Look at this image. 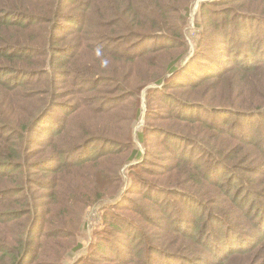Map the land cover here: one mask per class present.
<instances>
[{"label": "trees", "instance_id": "1", "mask_svg": "<svg viewBox=\"0 0 264 264\" xmlns=\"http://www.w3.org/2000/svg\"><path fill=\"white\" fill-rule=\"evenodd\" d=\"M37 1L45 2V0H0V264H45L49 259L50 250L55 248L62 238L67 241L69 237L78 232L84 220V209L89 208V206L92 208L98 203L107 201L100 194L103 183L94 182L93 177L92 181L90 179L86 180L92 183L91 186L96 191V194L93 195L89 193L88 184L74 179L75 174L72 175V170L74 169L79 171L86 167L97 169V163L101 161V155L106 149L101 148L97 156L85 160L86 148L83 150L79 148L73 151L74 147H70L74 142L69 139L68 134L70 130H73L72 124L74 125L75 116H71V119L67 117L66 120L62 121L59 116L53 115L54 111L63 112L70 109L71 113H75L81 108V105L79 106L78 104L69 105L70 103L62 102V96L65 97L66 92H62L61 89L69 80V84L76 86L75 89H79L77 92H80L83 87L77 85L84 77H82L80 72H75L77 70L74 68H69L65 65V55L68 53V48L59 49L50 40L46 44V35L40 33L34 35L35 31H29V25L24 21L30 14L33 16V13L38 9ZM225 1L230 0L203 2L201 8L205 10L211 7H221L222 5L220 4ZM194 2L195 0H153L151 3L147 0H59L58 9L63 12L69 3H73L75 9L82 10L83 16L76 19V16L72 15V22L76 24L77 29H80L88 37L92 49H95L101 43H105L108 45L107 49H110L109 45L113 43L117 45L123 43L125 39L123 34H129L128 36L132 39L145 31L149 23L157 20L159 24L150 29L157 30L160 35L170 32L171 35L168 38L166 37L165 41H168L173 47L175 31L180 29L176 26L173 13L177 17V9L189 13L188 11ZM244 7L237 13L227 12L225 17L218 19L221 23L223 21L229 22L230 20L232 22L224 30V36L228 35L229 29L237 27L235 31L239 33V36L235 39L236 43L244 36V32L237 29L249 27L250 20L255 19L258 24L255 31L247 33V36L252 40L264 26L263 6L254 9L251 8V5H244ZM146 10H148L152 18L146 15ZM213 12L220 16L218 11L213 10ZM220 13L221 15L224 14L225 10H220ZM58 15L61 14L58 13ZM255 15L257 17H254ZM37 17L40 19L39 16ZM178 18L182 22L181 27L183 30L187 22L181 20L180 17ZM122 26L125 29L118 30V27ZM128 27L131 30H128ZM38 30L43 31L41 28ZM243 31H248V29ZM224 36L215 38L211 47L213 52L219 55L220 41L227 40L226 50H223L221 57L198 63L197 71L190 72L189 77L192 80L186 82V86L191 87L192 90H197L202 82L211 84L218 82L231 71L224 64L223 57L235 52L238 45L229 43L228 37L224 39ZM262 37V40L258 42L263 46L264 34H262ZM84 45L88 46L85 43ZM142 46L143 43L138 47L141 48ZM53 50L59 53L55 54V51L52 53L51 51ZM240 51L245 53L244 55L248 53L242 42L239 43ZM22 54L24 55L20 56ZM92 54L95 55L94 53ZM134 55L136 54H133V57L130 56L128 59L137 58L135 61L139 62L144 58L141 55L138 57H134ZM98 56L92 66L100 58L104 57V55ZM263 57L264 55L256 57L253 62L256 69L264 64ZM191 61L189 59L186 64ZM186 64L177 71L174 68L170 69V74L176 71L175 75L172 76L174 79L181 76ZM90 67L80 68L90 70ZM23 70L30 71V73H24ZM18 73L27 74V80L21 83L19 82V77L15 79L14 75L17 76ZM82 73H85V71ZM32 83L45 88L42 91L34 89ZM254 83L257 84L258 82ZM174 86L167 84L166 88L170 89ZM160 94L163 102L166 101L164 105L170 110L169 99L172 95L167 91H161ZM80 96L78 97L80 98ZM87 102L88 104L90 103L89 101ZM178 104L176 114L173 112L169 113L170 111L168 110V117L189 124L190 122L195 123L198 121L201 126L205 125V130L208 128L212 132H219L225 137L231 138L229 140L232 142L237 139L235 135L238 134L237 129L236 132H233L234 134H231L225 125L231 119L242 116L240 112H233L231 109L214 108L211 102H203L204 106H198L194 103L187 104L180 100ZM218 106L228 107L232 105L223 103ZM244 109H247L245 111L250 113L248 114L250 116L249 120H245L248 123H256L261 117L264 119V101L249 104L244 106ZM21 113H24V116ZM189 113L195 115L190 122L187 116ZM229 114L232 116L226 118L225 115ZM156 117H162V115L158 114ZM204 118H208L207 121ZM218 119L221 124L217 126L215 121ZM240 123L238 125L240 134L238 135L247 139L248 133L243 131ZM133 125L134 122L131 127L130 137L133 133ZM65 133L66 136L64 137ZM83 134H87V132L84 131ZM200 134H202L203 138L197 137L188 141L182 139L185 143L189 142L190 144L188 143V145L193 146L191 147L192 150L188 154H185L184 151V158H180L181 162L179 165L166 168L164 172L169 175L167 182L156 178V183L160 185L159 188H162L147 190L162 193L166 196L171 191L166 190L171 189L172 185H174L171 183V179L181 172H187L190 166L194 165L195 168L192 166L191 168L196 171L198 176L192 178L183 192L173 190V193L184 195L190 205L194 204L196 208L205 210L208 215L215 218L218 224L225 225V228L222 227V229L225 230V233L229 232L230 235L227 234L221 237L222 247L214 248V250H205L203 247L191 242L190 248H187L183 244H178L183 233L187 232H184L182 228L175 224L171 225V231L177 235V239L169 238V236L162 237V231H168V228L166 224L159 221L158 225H152L160 231L155 232L154 237L161 245H149L146 249L137 248L139 254L143 250H153L157 253L159 252L158 256H155L150 263H146L145 260L135 262L132 256H125L129 245H124L125 243L122 242V240H127V238H124L127 235L124 227L128 228L131 226L137 233H142L141 229H145L144 222L136 221L134 224H129L123 221L114 212L117 209L114 203L110 204L107 201L108 203L103 205L104 217H102L100 223L101 227L98 226L95 231L96 234L94 233V238L95 235L97 238L96 245L93 247V249H97L96 257L86 256L90 261L96 264H192L196 260H200L203 257L202 255L209 252L208 258L204 259L205 264H264V229H260V227H264V195H259L260 193L256 192L257 194H254L255 197H250V200H255V204L249 208L248 203L236 201V204H239L238 210L241 212L225 210L214 204L209 198V188L214 185H221L219 180L216 182L218 177L216 172L220 168L214 167L210 171L207 167L204 169L203 163H201L204 156L197 158V162L201 167L199 168L190 160L191 156L194 154V150L198 148L203 153L212 156L217 162L223 163V166L220 167H224L230 175H232L233 166L228 163L231 158L225 144L216 140V146H214L209 140V136L207 137L203 132ZM249 136L251 137V135ZM41 138L42 140H39ZM254 139L255 136L250 138L251 141H255ZM259 141L255 142V144L264 150V146L262 147ZM186 149H188V146L185 147ZM57 150H59L57 155L50 158L45 157L47 153L56 152ZM76 155L77 158H74ZM133 155L134 157L137 156V158L142 156L138 150L135 153L131 152L130 158ZM103 156L106 157V155ZM104 159L106 160L101 161L103 164L102 168L98 169L100 173L104 174L118 170V168L107 169V165L104 164L110 158L106 157ZM51 163H55V166H51ZM207 164L210 165V163ZM137 166L138 164L131 168L136 169ZM257 170L264 173V166L258 167ZM158 175V177H162L160 174ZM100 177L104 183L111 179V176L106 175H101ZM117 178L119 179L120 175H117ZM226 179H229V185H231V178L227 177ZM244 183L247 187L246 180H244ZM83 189L88 192V201L83 206L82 211L77 213L75 210L82 202L79 200V196L81 195L80 190ZM229 191L230 188H228L227 192ZM249 191L250 189L245 191L247 196ZM118 196L117 194L109 200H114ZM127 197L126 195L123 199L125 207H128L127 204L131 201ZM125 199L127 200L124 202ZM132 205L135 209L130 208L131 210L141 213V217L144 219L153 221L150 216V208L145 209L142 205L134 202H132ZM218 208L225 213L232 214V217L227 214L218 216ZM107 215H109L108 220L105 219ZM149 220L146 222L150 223ZM251 229L262 230L259 238L254 237L255 239H253L261 244L255 249H250L257 245V242L251 244L253 240L248 238L249 234L252 235ZM34 237H41L42 239L36 241ZM144 242L149 243L145 234L144 236L141 235L140 243ZM172 246L175 247V252L167 250ZM77 248L80 249L81 244ZM110 250H112V254L107 256L106 254ZM225 253L228 255L224 258ZM171 255L174 257L170 258L172 257ZM236 260L239 263H236Z\"/></svg>", "mask_w": 264, "mask_h": 264}, {"label": "rangeland", "instance_id": "2", "mask_svg": "<svg viewBox=\"0 0 264 264\" xmlns=\"http://www.w3.org/2000/svg\"><path fill=\"white\" fill-rule=\"evenodd\" d=\"M147 1L151 3L153 0ZM208 1L212 0H195L188 11L189 13L177 9L178 17L187 22L183 30L181 27L182 22L173 13L176 26L180 28L175 31L173 47L168 41H165L171 35L170 32L160 35L157 30L150 29L159 24L157 20L149 23L145 31L132 39L128 36L129 34L121 33L125 36L123 43L118 45L113 43L109 45L110 49H107L108 45L105 43H101L98 47L92 49L88 37L80 29H77L76 24L72 22V15H75L76 19L83 16L82 10L75 9L73 3H69L64 8V11L61 12L58 9L59 0L37 1L38 9L34 10L33 16L30 14L24 21L29 25V31H35L34 35L37 33L46 35V44L50 40L59 49L68 48V53L65 55V65L69 68H74L77 70H74L75 72H80L82 77H84L77 85L83 87L80 92H77L79 89H75L76 86L69 84V80L61 89L62 92H66L65 97L62 96V102L70 103L69 105L78 104L79 106L81 105V108L75 113H71L70 109L63 112L58 110L54 111L53 115L59 116L62 121L66 120L67 117L71 119V116H75L74 125L72 124L73 130H70L68 134L69 139L74 142L70 145V147H74L73 151L79 148H82L81 150L86 148L87 153L84 155V159L89 160L97 156L101 148L106 149L101 155V161L106 160L104 158L108 157L110 158L107 160L109 163L106 161L104 164L107 165V169L118 168V170L102 174L98 171L103 166L102 162L99 161L97 169L90 167L83 168L80 171L74 169L72 170V175L75 174L74 179L88 184L89 193L93 195L96 194V191L91 186L92 183L86 180L90 179L92 181L93 177L94 182L103 183L100 194L110 204L114 203L117 208L114 212L123 221L129 224H134L136 221L144 222L145 229H141L144 233H137L131 226L128 228L124 227L127 232L124 238H127V240H122V242L125 243L124 245H129L125 256H132L135 262L145 260L146 263H150L155 256H158L159 252L157 253L153 250H143L139 254L137 248L146 249L149 245H161L154 237V233L160 231L152 225H158L159 221L166 224L168 228V231H162V237L169 236V238L177 239V235L171 231V225L175 224L182 228L184 232H187L183 233L178 242V244H183L187 248H190L191 242L196 243L205 250L221 248V237L227 234L230 235L229 232L225 233V230L222 229V227L225 228V225L218 224L215 218L208 215L205 210L196 208L194 204L190 205L184 195L173 193V190L183 192L192 178L198 176L196 171L191 168L192 165L187 172H181L171 179V183L174 185H172L171 189L166 190H171L166 196L162 193L147 190L162 188H159L160 185L156 183V180L160 179L167 182L169 175L164 172L166 168L179 165L181 162L180 158H184V151L185 154H188L192 150L191 147L193 146L188 145L189 142L185 143L182 139L188 141L197 137L203 138L202 134H200L203 132L207 137L209 136V140L214 146H216V140L227 146V152L229 151L231 158L228 163L233 166L232 175L224 167H220L223 166V163L217 162L212 156L203 153L198 148L199 151L195 149L190 159L201 168L197 158L204 156L201 161L204 169L207 167L210 171L214 167L220 168L216 172L218 173L216 182L219 180L221 185H214L209 188V198L214 204L225 210L241 212L238 210L239 204H236V201L248 203L249 208L255 204V200H250V197H255L254 194L257 193L264 195V173L257 170L258 167L264 166V150L255 144V142L260 140L259 143L262 147L264 146V119L261 117L256 123H248L245 120H249L250 116L248 114L250 113H247L245 111L247 109H244V106L264 101V64L258 69L253 65L256 57L264 55V45L262 46L258 42L263 38L264 26L252 40L247 36V33L255 31L258 24L255 19L250 20L249 27L237 29L244 32V36L236 43L235 39L239 36V33L235 31L237 27L229 29L228 35L224 36V30L232 22L230 20L229 22L223 21L221 23L218 20L225 17L227 12H239L242 8H245L244 5H251L252 9L259 6L264 7V0H230L220 4L222 5L221 7L202 9L201 4ZM222 9L225 10V13L221 15L220 10ZM213 10L218 11L220 16L215 14ZM58 13L61 15H58ZM96 15L98 14L96 13ZM146 15L152 18L148 10H146ZM92 16L94 17V15ZM254 17L257 16L255 15ZM40 28L43 31L38 30ZM123 29H125L124 26L118 27V30ZM244 29H248V31H243ZM37 30L38 32H36ZM128 30H131V28L128 27ZM223 36L224 39L228 37L229 43L238 45L235 52L223 57L224 64L231 71L218 82L212 84L202 82L197 90H192L191 87L185 85L186 82L192 80L189 77L190 72L197 71V64L201 61H210L213 58L221 57L222 52L226 50L227 40L220 41L219 55L213 52L211 47L215 38H222ZM240 42L246 47L248 52L246 55L242 51L239 52ZM84 43L88 44V46L84 45ZM141 43H143V46L139 48L138 46ZM54 51L55 54L59 53L56 50L51 52L53 53ZM133 54H136L134 57L141 55L144 58L139 62L135 61L137 58L129 60L128 58L130 56L133 57ZM98 55H104V57L100 58L92 66L95 58L99 57ZM189 59L192 61L186 64ZM185 64L186 66L181 76L174 79L172 76ZM80 67H90V70ZM172 68L176 71L170 74V69ZM83 71L85 73H82ZM87 71L89 72L86 74ZM23 72L30 73V71L26 70H23ZM24 73H18L17 76L14 75L15 79L19 77V82H25L28 76ZM167 84L175 86L168 89L166 88ZM32 85L34 89L36 88L40 91L45 88L34 83ZM164 85L165 87H163ZM161 91H167L172 95L169 99L170 110L164 105L166 101L163 102L161 99ZM79 95H81L80 98L78 97ZM180 100L187 104L194 103L198 106H204L203 102H211L214 108L231 109L233 112H240L242 116L231 119L225 126L231 134H234L233 132H236V129L237 133L240 134L238 125L241 122L240 125L243 131L248 133L247 139L235 134L237 139L232 142L229 140L231 138L225 137L219 132H212L208 128L205 130L204 124L201 126L198 121L195 123L190 122L191 118L195 116L190 113L187 115L190 124L168 117L171 112L176 114ZM87 101L90 103L88 104ZM223 103L231 104L232 106H218ZM168 110L170 111L169 113H167ZM158 114H161L162 117H156ZM21 115L24 116V113H21ZM225 116L229 118L232 115ZM208 118L204 119L207 121ZM133 122L131 140L130 131ZM215 123L217 126L221 124L219 119ZM84 131L87 134H83ZM249 135L251 137L255 136V141H251ZM39 140H42V138ZM187 146L188 149L185 150ZM136 150L142 156L137 158V156L134 157L133 155L130 158L131 152L135 153ZM58 151L49 152L45 157H53L57 155ZM103 155H106V157ZM74 158H77V155ZM207 163H210V165ZM54 164L51 163V166ZM137 164L136 169L131 168ZM192 167L195 168L194 165ZM213 173L216 174L215 172ZM158 174L162 177H158ZM101 175L111 176V179L104 183L100 177ZM117 175H120L119 179ZM224 175L225 177L223 178ZM227 177L231 178V185H229ZM244 180H246L247 187ZM130 188L131 190H129ZM228 188H230L229 192H227ZM247 189H250L248 196L245 194ZM80 191L79 200L82 202L75 210L77 213L82 211L83 206L88 201L87 190L83 189ZM117 194L119 195L118 198L109 200ZM126 195L131 200L127 204L128 207H125L123 203ZM107 201L98 203V205L93 207L91 206L92 208L89 206V208L84 209V220L78 232L69 237L67 241L62 238L56 244L57 246L50 250L49 259L45 264H96L87 257H96L97 249H93V247L96 245L97 238L96 235L94 238V233L98 226L101 227L100 223L102 217H104L103 205L108 203ZM132 202L142 205L145 209L150 208V216L153 221L144 219L141 217V213L131 210L130 208L135 209ZM214 211L216 212V210ZM224 214L232 217V214L225 213L218 208L217 215L222 216ZM108 217L109 215L105 219L108 220ZM148 220L150 223L146 222ZM260 229H264V227H260ZM260 231L262 230L251 229L252 235L249 234L248 238L250 240L255 239L254 237L259 238ZM144 234L149 243H140L141 235L144 236ZM34 238L36 241L42 239L41 237ZM256 242V240H253L251 244ZM79 244H81L80 249L77 248ZM260 245V242H257V245L250 249L258 248ZM167 250L175 252L176 249L172 246ZM111 254L112 250L108 251L106 255L110 256ZM208 255L209 252L202 255L203 257L200 260H196L192 264H205L204 259L208 258ZM227 255L225 253L224 258ZM212 259L217 261L214 258ZM236 263H239V261L236 260Z\"/></svg>", "mask_w": 264, "mask_h": 264}]
</instances>
